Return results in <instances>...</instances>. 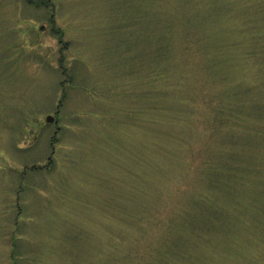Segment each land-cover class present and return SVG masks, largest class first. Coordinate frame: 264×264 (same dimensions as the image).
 Here are the masks:
<instances>
[{
	"label": "rangeland",
	"instance_id": "374dc122",
	"mask_svg": "<svg viewBox=\"0 0 264 264\" xmlns=\"http://www.w3.org/2000/svg\"><path fill=\"white\" fill-rule=\"evenodd\" d=\"M0 264H264V0H0Z\"/></svg>",
	"mask_w": 264,
	"mask_h": 264
},
{
	"label": "water",
	"instance_id": "95a60500",
	"mask_svg": "<svg viewBox=\"0 0 264 264\" xmlns=\"http://www.w3.org/2000/svg\"><path fill=\"white\" fill-rule=\"evenodd\" d=\"M53 120H54V118H53L52 116H48V117L46 118V121H47L48 123H52Z\"/></svg>",
	"mask_w": 264,
	"mask_h": 264
}]
</instances>
